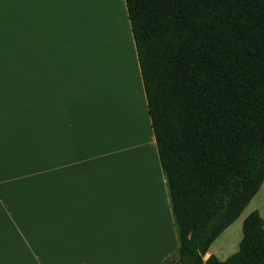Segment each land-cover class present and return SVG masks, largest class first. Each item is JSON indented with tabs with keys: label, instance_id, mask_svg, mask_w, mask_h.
Wrapping results in <instances>:
<instances>
[{
	"label": "crops",
	"instance_id": "obj_1",
	"mask_svg": "<svg viewBox=\"0 0 264 264\" xmlns=\"http://www.w3.org/2000/svg\"><path fill=\"white\" fill-rule=\"evenodd\" d=\"M57 1L0 0V70H8L0 71V264H106L133 254L130 244L137 247L133 263L161 264L178 256L179 243L131 25L130 40L116 11L123 58L112 79L124 65L137 90L139 131L126 136L93 107L88 79H81L82 65L94 62L89 44L37 28L58 18ZM105 2L116 10L114 0ZM21 66L24 72L11 71ZM130 197L137 209L146 202L154 217L164 215L157 221L163 228L130 227L122 216ZM254 210L264 219V184L241 217ZM213 255L230 257L217 249Z\"/></svg>",
	"mask_w": 264,
	"mask_h": 264
},
{
	"label": "trees",
	"instance_id": "obj_2",
	"mask_svg": "<svg viewBox=\"0 0 264 264\" xmlns=\"http://www.w3.org/2000/svg\"><path fill=\"white\" fill-rule=\"evenodd\" d=\"M178 236L163 264H264V0H125Z\"/></svg>",
	"mask_w": 264,
	"mask_h": 264
},
{
	"label": "rangeland",
	"instance_id": "obj_3",
	"mask_svg": "<svg viewBox=\"0 0 264 264\" xmlns=\"http://www.w3.org/2000/svg\"><path fill=\"white\" fill-rule=\"evenodd\" d=\"M57 6V11L59 13L58 18L45 20L41 22V24L37 28H40L43 32L48 31L45 34V37L50 36L49 33L51 29H54V31L57 29L59 38L61 40H63L61 37V32L63 31L65 32L64 38L66 40L69 39V42H73L76 44L77 41H82L89 44V52L92 55H90V59L94 60V62L90 65H82L81 79H88L86 84L91 89L93 107L95 109H101L102 112L107 115L108 120L111 118L110 120L117 121L118 127L125 132L126 136L132 135V133H134V130H136V132L139 131L137 129L139 121L137 111L138 109L136 106L137 90H135V88L129 83V80L127 78L128 74L126 71L127 69L124 65L121 69L117 68V73L120 72V76L112 79V74L116 71V61H121L123 58L121 50L118 49V43L115 41L116 33L113 30V16H115V13L117 14L116 11L118 10H121V13L124 17L122 21V31L124 34L129 36L131 40V33L129 30L130 23L128 20L126 1L114 0V6L117 7L116 10L114 9V11H111L108 8L105 0H58ZM102 24L103 26H105V30L99 29L100 25ZM69 26L73 29L67 31L66 29ZM47 40H50V38L48 37ZM105 69H108V71H106ZM25 70V67L21 66L18 68H14L11 71L24 72ZM0 71L8 70L1 69ZM105 71L107 72V74H105ZM138 92L142 95L141 87ZM141 105L144 106L143 101L141 102ZM147 194L148 192H146V196ZM245 212L246 209L243 213ZM155 215V209L152 211L150 206L146 205V202L143 204L141 203L140 207L137 209L134 197H130V199L125 202L122 209V216L124 218L126 217L129 220V222L131 223L129 226L134 229L139 227L147 228L154 226L163 228V225L161 223H158L157 221L163 219L165 216L161 215L160 217L158 213L156 217H154ZM243 221L244 218H239L238 221L230 226L213 243L211 249L214 253L217 249L219 252L225 254V256L226 254L228 256H231L238 251L243 235ZM158 233L159 232H157V234ZM170 233L172 235L171 229ZM176 239V243L178 246L177 232ZM162 242L164 243V241ZM130 245L131 249L129 250V252L131 251L133 252V254L121 255V253L118 255H113V257H107L105 263L108 264L111 261V264H132L136 259L135 257L137 247L136 244H134L133 246L132 244ZM121 252L124 251L121 250ZM150 252L152 251L150 250ZM164 252H166V248L163 249V253ZM170 252H174L172 247L170 248ZM217 257L220 260H224V257ZM169 258L173 257L169 256L161 264H163Z\"/></svg>",
	"mask_w": 264,
	"mask_h": 264
},
{
	"label": "bare ground",
	"instance_id": "obj_4",
	"mask_svg": "<svg viewBox=\"0 0 264 264\" xmlns=\"http://www.w3.org/2000/svg\"><path fill=\"white\" fill-rule=\"evenodd\" d=\"M147 143V142H146ZM148 144V143H147ZM140 159H142L143 161H145L146 159H143V158H140ZM147 165V163L145 164V166ZM148 166V165H147Z\"/></svg>",
	"mask_w": 264,
	"mask_h": 264
}]
</instances>
